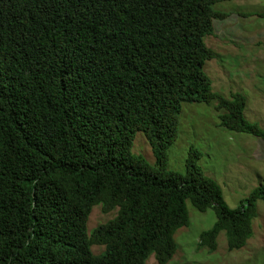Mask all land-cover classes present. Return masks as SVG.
Wrapping results in <instances>:
<instances>
[{"label": "trees", "instance_id": "obj_1", "mask_svg": "<svg viewBox=\"0 0 264 264\" xmlns=\"http://www.w3.org/2000/svg\"><path fill=\"white\" fill-rule=\"evenodd\" d=\"M223 1L0 0V264H168L188 200L217 215L200 247L222 232L244 246L264 185L230 208L199 150L168 168L184 103L216 100L222 126L264 140L244 95L205 72ZM138 132L155 164L133 151ZM96 206L117 213L89 231Z\"/></svg>", "mask_w": 264, "mask_h": 264}, {"label": "rangeland", "instance_id": "obj_2", "mask_svg": "<svg viewBox=\"0 0 264 264\" xmlns=\"http://www.w3.org/2000/svg\"><path fill=\"white\" fill-rule=\"evenodd\" d=\"M216 9L230 16L216 19L214 32L205 37L216 54L207 61L205 72L215 92L226 98L233 93L244 95L245 117L264 129V0H227L218 3ZM217 105L216 100L184 103L179 134L169 149L168 168L185 172L190 150H199L198 164L203 172L221 186L225 203L236 208L256 187L264 185V140L222 126L219 116L225 110ZM133 151L156 163L144 133L136 134ZM187 207L190 223L176 232L178 249L168 264H264V200L257 204L252 236L244 246L233 250L228 247L225 232L219 235L215 250L200 247L201 233L213 227L217 215L213 208L197 210L190 200ZM116 213L94 207L88 220L89 231ZM92 250L99 254L104 247L93 246ZM146 264L160 263L151 255Z\"/></svg>", "mask_w": 264, "mask_h": 264}]
</instances>
